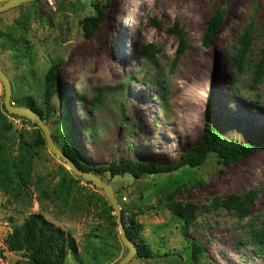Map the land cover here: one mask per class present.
<instances>
[{"label": "rangeland", "instance_id": "1", "mask_svg": "<svg viewBox=\"0 0 264 264\" xmlns=\"http://www.w3.org/2000/svg\"><path fill=\"white\" fill-rule=\"evenodd\" d=\"M7 1L0 0V5ZM95 2L105 0H35L0 13V68L10 81L13 101L31 98L44 109V76L51 63L60 62L58 87L69 101L70 117L56 123V113L49 119L58 148L68 136L79 159L91 167L121 158L170 164L199 140L207 120L228 141L264 139V78L252 85L253 68L239 74L234 62L236 39L250 20L254 28L249 65L260 60L264 0H109L99 30L85 38L79 22L93 15ZM216 9L224 10V23L204 45L205 27ZM18 22L25 30L17 28ZM176 24L187 45L171 72L178 39L168 29ZM12 29L29 42L23 57L4 42ZM149 43L160 49L153 63L138 55L140 45ZM99 62L110 67L108 73H101ZM102 90V105L93 108L91 100ZM59 103L54 97L52 106L58 108ZM1 104L0 84V110ZM7 121L12 124L11 139L17 142L22 135L31 142L32 126L21 119ZM8 148L16 155L17 145ZM101 178L116 195L123 226H129L134 214L143 226V241L158 255L145 264H189L187 239L202 243L206 257L200 264H264L250 243L241 242L250 222L260 223L264 214V148L226 166L210 159L197 169L184 167L139 180L127 174L112 178L109 173ZM25 186L16 198L0 190V264L19 258L7 252L4 240L30 214L42 216L74 239L77 259L68 254L64 264H116L127 254L116 220L112 227L107 219L105 192L74 175L46 145L34 147ZM178 187L174 200L198 208L187 239L166 207L167 195ZM252 189L257 198L249 218L238 219L216 205L226 195ZM128 264L144 261L135 256Z\"/></svg>", "mask_w": 264, "mask_h": 264}, {"label": "trees", "instance_id": "2", "mask_svg": "<svg viewBox=\"0 0 264 264\" xmlns=\"http://www.w3.org/2000/svg\"><path fill=\"white\" fill-rule=\"evenodd\" d=\"M109 0L105 2H95L92 4L94 13L92 16L86 17L79 22L80 30L85 38L93 36L98 30L101 22L104 19L106 5ZM17 28L25 30L24 25L18 22ZM224 23V10L216 9L205 27L204 45H209L216 35L219 28ZM254 28L253 20L245 25L235 42L234 62L239 74H242L246 69H251L252 85H257L263 81L264 78V32L262 34L263 46L260 50V60L253 66L249 64L251 61L250 51L252 47V32ZM169 33L175 34L178 39V47L176 50V57L171 65L170 71L175 68L177 61L186 48V40L180 28L173 25L168 29ZM14 29L10 30L6 35L5 43L9 42V48L12 49L16 55L23 57L22 51L27 49L29 42L23 37L14 33ZM4 34L0 32V37ZM16 35V36H15ZM5 37V36H4ZM22 41H25L22 44ZM160 52L154 44H142L139 47V57L145 62H155L156 55ZM60 62H53L49 66L44 76V91H43V106L44 109L36 105L31 98H24L23 100L13 101L16 106L30 108L36 112L42 121L49 127V119L52 115L57 113L56 123L69 121L68 99L64 97L58 87V74ZM108 89V88H106ZM100 91L92 100L93 108H98L102 105L103 92ZM167 92V88L165 90ZM109 94V91L108 93ZM56 97L60 103L58 108L52 106V100ZM0 110V190L13 195H17V190L26 189L25 184L28 182V177L31 171V163L33 158V149H42L45 147V140L42 136L38 126L31 124L25 118L9 115L3 105ZM121 113L125 112L123 103H120ZM7 117L21 119L27 122L34 128L31 142L25 140L22 135L19 136L18 141L9 137V132L12 129V124L7 121ZM93 133H96L97 128L94 124L91 125ZM54 144L56 138L51 133ZM17 145L16 155H12L9 150L11 144ZM264 148V139L258 141H251L249 143H237L226 140L214 128L211 122L207 120L204 123L202 136L197 142L191 145L187 150L183 151L177 161L170 164L148 165L141 161L131 160L129 158H121L119 162H112L109 165H100L91 167L84 164L78 157L77 148L67 136L66 140L59 147V149L76 165V167L85 172L92 173L99 178L103 173H109L110 177L130 175L134 179L139 180L143 177H153L156 175H167L179 171L184 167L190 169H197L213 159L218 165L226 166L239 162L246 155L254 153ZM102 179V178H101ZM179 187L174 188L166 198V207L169 213L176 220L181 223V233L186 238V230H188L195 223L197 214V206L191 203H182L174 200L175 195L179 192ZM257 198V190H249L248 192L237 195L230 194L218 200L216 205L220 208L226 209L228 212L234 213L238 219H246L251 216V209L254 201ZM107 206V219L112 227H116L115 218L111 215L112 209ZM123 220V217H122ZM123 223V222H122ZM126 237L138 245L135 247L137 251L136 257L144 261V264L154 260L158 255L153 254L151 249L141 237L143 226L135 220V215L130 216V224L124 227ZM187 239V238H186ZM189 243V264H200L205 256L203 245L200 241L195 239H187ZM242 241L250 243L251 249L260 254L264 258V214L260 223L250 222L248 229ZM4 246L7 252L16 254L19 258L13 264H64L68 254L72 255L76 260V243L71 235L61 228L53 225L38 214H30L19 225H14L4 240ZM164 256H167L164 254Z\"/></svg>", "mask_w": 264, "mask_h": 264}, {"label": "water", "instance_id": "3", "mask_svg": "<svg viewBox=\"0 0 264 264\" xmlns=\"http://www.w3.org/2000/svg\"><path fill=\"white\" fill-rule=\"evenodd\" d=\"M33 1L35 0H8L4 4L0 5V13L20 4L29 3ZM0 84L3 88V107L5 111L9 115L25 118L31 124L37 125L42 133L47 148L52 154H54L57 158L61 159L70 168L74 175L84 179L85 181L91 183L92 185L105 192L108 197L109 206L111 207L112 212L115 216L117 228L119 231V238L123 242V244L128 248L127 254L116 264H128L137 255V251L134 247L133 242H131L126 237L125 229L122 223L121 209L112 187L104 183L102 179L98 176L78 169L76 165L54 144L49 127L42 121V119L36 112L31 110L30 108L20 107L16 106L15 104H11V84L1 68Z\"/></svg>", "mask_w": 264, "mask_h": 264}, {"label": "bare ground", "instance_id": "4", "mask_svg": "<svg viewBox=\"0 0 264 264\" xmlns=\"http://www.w3.org/2000/svg\"><path fill=\"white\" fill-rule=\"evenodd\" d=\"M98 60V59H97ZM106 62V61H105ZM99 67L101 70V73L105 74L109 72L110 67L108 65H103L101 62H99ZM111 71V70H110Z\"/></svg>", "mask_w": 264, "mask_h": 264}, {"label": "built area", "instance_id": "5", "mask_svg": "<svg viewBox=\"0 0 264 264\" xmlns=\"http://www.w3.org/2000/svg\"><path fill=\"white\" fill-rule=\"evenodd\" d=\"M11 104L13 105L14 103L12 102Z\"/></svg>", "mask_w": 264, "mask_h": 264}]
</instances>
